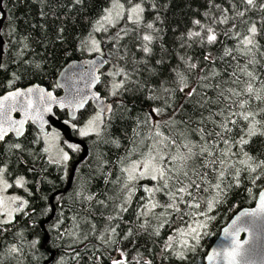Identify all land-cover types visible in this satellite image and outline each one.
Returning a JSON list of instances; mask_svg holds the SVG:
<instances>
[{"label": "trees", "instance_id": "obj_1", "mask_svg": "<svg viewBox=\"0 0 264 264\" xmlns=\"http://www.w3.org/2000/svg\"><path fill=\"white\" fill-rule=\"evenodd\" d=\"M121 2L128 5L126 0ZM136 2L144 8L139 26L124 18L115 26H104L107 31L97 32L94 31L98 26L96 22L105 14L111 0H2L5 20L1 34L7 41V49L1 62L3 67H0V95L32 83L59 93L56 79L66 64L100 53L106 58L107 66L102 70L97 90L110 102L112 111L104 115L99 135L79 136L77 130L73 132L75 138L85 142L87 154L76 165L70 187L65 191L71 166L82 153L80 145L69 143L60 135L70 159L57 164L44 151V133L30 124L20 139L10 135L0 144V167L5 168L4 178L11 185L9 190L28 201L24 212L15 213L10 223H0V264H110L109 253L113 247L127 248L130 257L152 264H203L221 228L239 209L251 207L264 186V168L252 174L242 170L239 183L233 168L226 173L221 185L224 191L218 197L214 190L201 192L198 195L201 209L186 211H204L210 219L195 217L206 226L200 230L198 241L189 240L195 249L187 250L183 260L175 255L179 248L163 251L167 237L175 235L173 229L181 226L175 219L176 214L161 216L165 209L157 208L149 216L137 220L141 205L146 202L140 200L144 195L140 188L131 203H125L128 196L123 189L126 175L121 168L128 160L140 159V154L148 150L146 145L161 139L155 135L157 132L178 143L187 140L203 143L199 129L211 131L214 125L209 117L222 119L215 115L221 109L259 112V108L264 107V103L244 92L249 83L256 90L264 89V11L253 8L243 18L236 17L229 24H217L214 21L222 18V14L231 17L248 6L240 4L239 0H132V3ZM216 4L220 7L216 8ZM224 9L231 11L224 13ZM197 19L205 27L215 28L218 35L215 44L201 43L198 37L188 39L190 30L205 34L203 28L193 23ZM148 23L153 24L152 29L146 27ZM233 23L236 27H232ZM252 23L256 24L258 33L254 37L255 46L247 52L240 40L250 35L247 29ZM117 32L122 37L119 42L113 39ZM146 34L153 36V41L148 44L151 51L147 54L142 50L148 43L142 39ZM92 39L99 43V52H89ZM225 49H231V55L224 56ZM208 54L212 59L206 61L204 56ZM190 63H196L198 68L190 69ZM117 68H123L129 79L113 96L114 80L109 73ZM248 72L253 73L255 79L249 77ZM177 73L183 74L189 85L196 87L193 97L186 100L178 90L183 84ZM198 76L208 79L198 80ZM121 79L124 77L115 78ZM165 87L169 89L168 93L164 92ZM229 89L241 95L235 96ZM221 91L228 99L219 96ZM240 100H248L249 104L240 109L233 103ZM181 103L184 104L182 109L177 107ZM156 107L165 111L162 115L152 113L149 119L151 109ZM96 112L87 105L74 122L79 128ZM57 115L67 118L65 111L57 112ZM231 119L238 121L229 126L234 129L232 135L239 139V135H244L241 129L247 122L238 116ZM257 119H264V114L258 115ZM156 121H160L158 126ZM16 143L21 144V149L12 147ZM69 145L77 146V149L73 150ZM233 151L240 159L247 152L258 163L264 160V136H253L247 145H237ZM124 157L127 159L122 164ZM236 159L233 157L232 162ZM236 167L241 166L236 164ZM256 175L261 179L254 184L252 179ZM19 177L25 179L24 187L15 186ZM214 197L219 202L208 211L207 201ZM157 199L163 198L158 194ZM121 205L128 211H120ZM185 219L192 222L189 217ZM165 220L169 223L160 228ZM145 221V228L141 229L139 224ZM117 225L119 235L113 238L119 243L105 246L99 237L105 234L106 228ZM129 228L133 235L124 240ZM156 230L160 236L155 235ZM45 234L46 242L43 241ZM14 246L15 252L12 251Z\"/></svg>", "mask_w": 264, "mask_h": 264}, {"label": "snow or ice", "instance_id": "obj_2", "mask_svg": "<svg viewBox=\"0 0 264 264\" xmlns=\"http://www.w3.org/2000/svg\"><path fill=\"white\" fill-rule=\"evenodd\" d=\"M126 3L130 6L126 7L125 3H122L121 0H111V7L105 9V14L100 17L96 22L99 27L94 28V31H107L104 27L105 24L115 26L121 19L126 18L128 22L139 26L142 20V14L144 8L140 3H132V0H126ZM239 3L242 5H247L243 11L237 10L234 16H229L227 14H222V18L214 23L217 24H229L230 20H234L236 17L243 18L245 13L253 8H259L264 11V0H261L258 3V0H239ZM216 8L220 6L215 5ZM235 7V4H233ZM231 9H224V13L230 12ZM207 15V13H205ZM193 23L204 29L205 34L202 35L200 31H189L187 33L188 39L200 38L201 43H207L208 45H213L218 41V35L212 26L205 27L201 24L199 19L194 20ZM247 23V21H244ZM147 28L152 29L153 24L148 23ZM232 27H236V24H232ZM121 32L124 29L120 30ZM250 35L244 36L240 40V44L244 46V49L247 52H251L254 44V37L258 33V28L255 23H252L247 29ZM127 34V33H125ZM227 35V32L224 33ZM239 36V32L236 33ZM120 32L116 33V36L113 39H116L119 42ZM143 41L148 42L142 48V50L147 54L151 51L148 47L153 41V36L151 34H146L142 37ZM92 50L99 52L100 46L99 43L95 40H91ZM231 49L224 50V56L231 55ZM183 59V57L181 58ZM211 54L205 55L204 60H211ZM102 61L101 63H105ZM160 61H158L159 63ZM0 67H3L0 64ZM190 69H197L198 65L196 63H190L188 65ZM202 71V69H201ZM113 77L114 83L112 84L111 95H117L118 91L121 88H124L125 81L129 79L128 73L124 71L123 68H117L116 70L109 73ZM249 77H253V73L248 72ZM123 76L124 79L115 80L116 77ZM177 77L180 83L183 84V87H180L178 90L183 93L185 99L191 98L196 94V87H192L187 82L186 77L177 73ZM207 76L199 77L198 80H206ZM100 81L99 76L92 77V83H98ZM12 83L11 81L9 82ZM126 91L129 89H125ZM175 91V89H173ZM235 96H240V92H236L234 89H229ZM164 92L168 93L169 89L164 88ZM244 92L249 96L253 97L255 100L264 103V89L256 90L253 88L252 84L249 83L244 89ZM36 93L37 98L41 105L34 107L32 95ZM220 97L228 99L224 95V92L219 93ZM19 97H27L26 102L18 101ZM157 99V97H152ZM90 99H94L99 103L98 110L94 116H92L85 125V128L80 130L81 136H87L91 132H95L97 135L100 134V125L103 124V117L105 114L112 111L111 105H104L101 101L99 94L94 93ZM12 101V104L7 102ZM87 102L86 99L81 98L79 101L71 100L68 104H65L63 101L57 100L56 97L52 95L51 92H45L44 89L39 87H30L25 91L16 90L9 92L7 95L0 97V141H5V138L9 133H15L17 137L24 134V125L26 122L31 120L36 122L37 120L41 121L40 127L43 129V115L42 112H51L52 104H59L60 107H67L72 103L76 104V107L83 108L84 104ZM240 109H244L248 100H240L238 102H233ZM171 107V105H169ZM178 108H183L184 104L181 103L177 105ZM203 107V105H201ZM20 110L23 113V119L13 120L11 113L13 111ZM165 109L156 107L152 108L149 113V119L152 118V113L156 115H162ZM175 111V109H174ZM227 113V114H226ZM264 114V107L259 108V112L255 111H243V112H234L231 108L221 109L215 115L221 117L222 119L216 120L212 117L209 119L214 125L211 131H208L206 128L199 129L200 139L203 143L199 141L193 143L191 140L186 142H177L176 139L169 138L164 136L162 133L157 132L155 135L162 137L159 140H156L153 144L146 147L148 148L147 152H142L140 159L128 160L126 166L121 168V172L126 175V180L123 184V189L127 191L128 196L125 200L126 204H130L132 197L136 194L138 188L142 189L144 195L140 197L141 201H146L141 205V211L137 214V220L140 217H147L150 213H153L157 208L165 209V212H161L160 215L165 214L171 216L175 215V219L181 222L180 227L173 229L175 235H169L164 242V252H168L175 248H179V251L175 252V255L178 259H185V252L189 249L194 250L195 245L189 243V240L198 241L200 236V230L206 226V224L200 220L195 219L197 216L205 217L204 211L191 212L186 211V209H201V203L198 201V195L201 192H209L214 190L217 193V197L224 191L221 187L226 173L229 169H235V178L237 183H239V176L242 170H247L249 174L256 173L257 169L264 168V160L255 163V158L249 155L247 152H244V158H238V153L233 151L237 145L241 147L247 145L250 142V138L253 136L261 135L264 136V119H257L258 115ZM232 116H238L241 120L247 122L246 125L242 126V131L244 135H239V139L234 137V129L229 125H236L237 120L231 119ZM158 126L160 121L155 122ZM166 123V121H165ZM247 137V138H246ZM223 145L224 147H221ZM119 147V145L117 144ZM15 149H21V144L16 143L12 145ZM73 150L77 149V146L69 145ZM167 149V151H166ZM195 149H199L196 151ZM186 150V151H185ZM45 152L49 149L45 148ZM233 157L237 159L233 163ZM70 159L67 152L63 153L60 160L54 161L59 164L62 162H67ZM127 157L122 158L121 163H124ZM52 162V161H50ZM236 164L241 167H236ZM5 168L0 167V185L2 189L7 190L11 185L4 179ZM261 179L260 175L253 177L252 182L255 184L257 180ZM141 181H147V183H141ZM15 186L24 187L25 179L20 177L15 180ZM207 185V186H205ZM251 191V189H249ZM160 195L163 199H157V195ZM91 199V197H89ZM218 199L214 197L212 200L207 201V210L211 211L214 204L218 203ZM100 203H103L101 201ZM15 205V207H13ZM28 201L19 196H12L8 198L0 197V215L6 216L7 219L0 221V223L7 224L12 221L13 213H22L27 207ZM120 211L127 212L128 208L121 205ZM26 214V213H25ZM242 216L250 218L246 220L245 223L255 224L258 220L264 222V193L260 195V202L256 209H253L249 212L242 213ZM185 217L192 219L191 223H188V220ZM109 219H112L110 217ZM237 219H240L238 217ZM140 223L139 227L141 229L145 228V224ZM169 221L165 220L160 224V228H163L165 224H168ZM235 223V222H234ZM117 227L106 228L105 234H102L99 239L105 246H114L119 243L117 239H114V236H118ZM227 233V230H225ZM133 235V230L129 228L126 235L123 236L124 240H128L129 237ZM156 236H160L159 230L155 231ZM35 243V242H34ZM131 243V241H129ZM12 251L15 252L17 249L15 246L12 248ZM251 256V250L245 249L242 244L237 242L235 238L232 239L230 244H222L217 251H214L210 256H208L209 261L219 260L220 264H249ZM97 259H100L97 257ZM110 264H132V261L135 260V264H152L151 261H144L142 259H137L136 257H130L129 249L123 247H113L112 251L109 253Z\"/></svg>", "mask_w": 264, "mask_h": 264}, {"label": "water", "instance_id": "obj_3", "mask_svg": "<svg viewBox=\"0 0 264 264\" xmlns=\"http://www.w3.org/2000/svg\"><path fill=\"white\" fill-rule=\"evenodd\" d=\"M4 20L5 12L2 8V0H0V64L7 49V41L1 34ZM102 61L106 62L101 63ZM106 66V58L100 53H95L90 57H85L76 61H70L60 70L56 79V85L60 91L59 93H55L54 90L48 89L42 84L32 83L27 86L8 90L0 95V97H3L9 92L16 90L25 91L30 87H39L44 89L45 92H51L52 95L57 98V100L63 101L65 104H68V102L71 100L79 101L81 98L87 100L83 108L76 107L75 103H72L67 107H60L59 104L55 103L52 104L51 112H42L43 129L40 127V120H37L36 122L29 120L24 125V133L26 131L27 125L30 124L42 133H47L49 130H54L59 133V135H61L67 142L78 144L82 147V153L79 159L71 166L70 176L64 191L70 187L76 165L79 164L87 154L85 142L73 136V132L78 130V125L74 122V120L87 105H91L96 111L98 110L100 102L90 99L94 93L99 94L104 105H111L110 102L97 90V86L101 81L102 70ZM93 76H99L100 81L93 84ZM31 98L33 100L34 107L37 105H41L42 107V102L38 100L36 93H34ZM26 99L27 97H19L18 101L26 102ZM7 103L12 104L13 102L9 101ZM61 111L66 112L67 118L62 119L57 115V112ZM11 116L13 120H20L24 118L23 113L19 109L17 111H13ZM10 135H12L15 139H20L24 134L19 137H17L15 133H9L8 136ZM2 142L3 141H0V144ZM261 193H264V186L261 188L254 204L251 207L239 209L221 228L218 236L209 247L204 257L203 264H220L219 260L209 261L208 256H210L214 251H217L222 244H230L233 238L242 244L245 249L251 250L249 264H264V222L258 220L255 224L245 223V221L249 220L250 218L242 216V213L249 212L258 207ZM238 217H240V219H237ZM225 230H227V233ZM43 241H47L46 234L44 235ZM225 264H227V262H225Z\"/></svg>", "mask_w": 264, "mask_h": 264}, {"label": "rangeland", "instance_id": "obj_4", "mask_svg": "<svg viewBox=\"0 0 264 264\" xmlns=\"http://www.w3.org/2000/svg\"><path fill=\"white\" fill-rule=\"evenodd\" d=\"M136 3H140V2H136ZM128 6H130V5H126V7H128ZM141 6H142V4H141ZM110 7H111V5L108 8H110ZM122 20L123 19H121L119 22H121ZM118 23H116V24H118ZM104 26H107V24H105ZM109 26H111V25H109ZM97 27H99V25ZM89 52L90 53H94L96 51L92 50V48H91V49H89ZM95 114H93L92 116H94ZM89 119H87L84 123H82L79 126V128L77 130V133H78L79 136H81L80 130L83 129V128H85V125L87 124V121ZM91 133H95V132H91ZM42 138H43V142H44V148L49 149V151H47L46 153H47L48 157L52 161L60 160L61 157H62V155H63V153L67 152L66 149H65V147L62 145V143L60 141V135H59V133H57L56 131L49 130L47 133H44L43 134ZM62 163H64V162H62ZM7 182L10 185V182L9 181H7ZM0 189H2V185H0ZM12 196H19V197H21L17 192L11 191V190H9V188L7 190H0V197L8 198V197H12ZM13 207H15V205H13ZM14 214L15 213H13V218H14ZM13 218H12V220H13ZM5 219H7V217L1 215V221L5 220Z\"/></svg>", "mask_w": 264, "mask_h": 264}]
</instances>
